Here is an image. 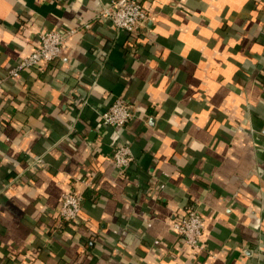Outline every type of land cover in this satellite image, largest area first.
Here are the masks:
<instances>
[{
  "label": "crops",
  "instance_id": "obj_1",
  "mask_svg": "<svg viewBox=\"0 0 264 264\" xmlns=\"http://www.w3.org/2000/svg\"><path fill=\"white\" fill-rule=\"evenodd\" d=\"M108 1L0 0V74L77 29L0 92V264H264V0H138L135 36L97 16ZM118 97L133 119L101 127ZM69 190L83 222L60 227ZM188 204L199 250L171 226Z\"/></svg>",
  "mask_w": 264,
  "mask_h": 264
},
{
  "label": "built area",
  "instance_id": "obj_2",
  "mask_svg": "<svg viewBox=\"0 0 264 264\" xmlns=\"http://www.w3.org/2000/svg\"><path fill=\"white\" fill-rule=\"evenodd\" d=\"M66 1V0H58ZM98 17L108 19L118 31H126L130 35H139L141 24L147 19L148 13L138 0H109L99 10ZM76 28L68 30L49 29L38 34L39 46L20 60L7 72L0 74V92L8 79L17 78L23 70L31 68L43 69L57 59L66 47L69 37L76 33ZM83 100L82 104H86ZM135 103L126 98L118 97L103 112L100 113V126L122 127L134 117ZM133 153L129 143L117 139L114 142L112 162L118 172L123 175L133 160ZM43 158L35 155L31 157V164H43ZM83 196L76 190L63 193L57 209V218L70 223L82 221ZM205 225L203 214L192 204L182 210L179 217L171 222L172 229L180 235L193 249H202L201 235Z\"/></svg>",
  "mask_w": 264,
  "mask_h": 264
},
{
  "label": "trees",
  "instance_id": "obj_3",
  "mask_svg": "<svg viewBox=\"0 0 264 264\" xmlns=\"http://www.w3.org/2000/svg\"><path fill=\"white\" fill-rule=\"evenodd\" d=\"M82 222H83V218H82V221H80V222L77 223V224H75V223H70L69 221L64 220V221H62V223L60 224V225H61L60 227H63L64 225H66V223L74 224V225H80V224H82ZM41 247H42V244H41V245H38L37 249L40 250Z\"/></svg>",
  "mask_w": 264,
  "mask_h": 264
}]
</instances>
